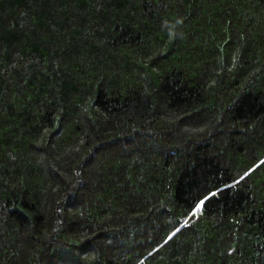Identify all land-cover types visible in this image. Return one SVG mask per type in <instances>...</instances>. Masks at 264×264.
<instances>
[{
    "label": "trees",
    "instance_id": "1",
    "mask_svg": "<svg viewBox=\"0 0 264 264\" xmlns=\"http://www.w3.org/2000/svg\"><path fill=\"white\" fill-rule=\"evenodd\" d=\"M260 120L264 0H0V264H264Z\"/></svg>",
    "mask_w": 264,
    "mask_h": 264
},
{
    "label": "snow or ice",
    "instance_id": "2",
    "mask_svg": "<svg viewBox=\"0 0 264 264\" xmlns=\"http://www.w3.org/2000/svg\"><path fill=\"white\" fill-rule=\"evenodd\" d=\"M257 124H259V127H257ZM246 131L250 135L257 134L259 136V140L262 143H264V120L250 122L248 127L246 128ZM141 150L146 152H154L159 155H164L165 145H163L161 142H154L152 144L128 143L120 146L117 152L133 153V152H139ZM115 158H116L115 156L112 157L113 160H115ZM260 164L264 165V161H261ZM104 167H105V163L102 160L99 165V168L94 167L91 170H85L84 176L89 181L94 180L96 176L99 175L100 171L103 170ZM258 167L259 165L257 166V168ZM254 170L256 169L253 168L246 169L244 171L243 176H241L240 179L241 180L245 179ZM233 183H239V181L234 180ZM225 187H231V186L225 184ZM220 191L222 190L219 188H217L216 191H213L212 189L198 190L197 193L193 194L190 197V203L188 204L186 211L183 213V215L186 217L185 219L186 227L190 224L191 219H195L198 215L203 214V211L206 208L207 203L210 202L213 198H215ZM165 227L167 226L165 225ZM182 232L183 229L176 227V225L173 224L172 228L168 229L164 233V235L160 237V240L163 241V243L160 244V241H157V244H159L160 247H166L178 235L182 234ZM73 243H79V241H74ZM108 244L112 247H115L117 245V242L114 240H109ZM151 247H152V251H158L156 245H152ZM92 251L95 252V248H93ZM87 255H88L87 247H83L80 249H69L66 246H58L52 249L51 253L46 256L45 264H84V259L85 257H87ZM149 255H151V253H149ZM93 259H95L96 264H99L98 258L93 257Z\"/></svg>",
    "mask_w": 264,
    "mask_h": 264
}]
</instances>
